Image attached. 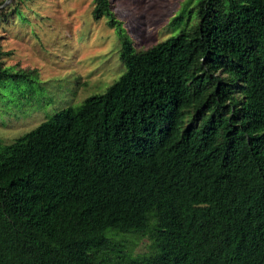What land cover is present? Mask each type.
Masks as SVG:
<instances>
[{
    "label": "trees",
    "instance_id": "1",
    "mask_svg": "<svg viewBox=\"0 0 264 264\" xmlns=\"http://www.w3.org/2000/svg\"><path fill=\"white\" fill-rule=\"evenodd\" d=\"M199 1L172 39L124 40L103 95L0 145V264H264V0Z\"/></svg>",
    "mask_w": 264,
    "mask_h": 264
},
{
    "label": "rangeland",
    "instance_id": "2",
    "mask_svg": "<svg viewBox=\"0 0 264 264\" xmlns=\"http://www.w3.org/2000/svg\"><path fill=\"white\" fill-rule=\"evenodd\" d=\"M94 21L92 0H0V145L33 131L61 109L103 95L124 72L122 42L132 55L196 24L199 0H108ZM132 256L149 253L147 236H126Z\"/></svg>",
    "mask_w": 264,
    "mask_h": 264
}]
</instances>
